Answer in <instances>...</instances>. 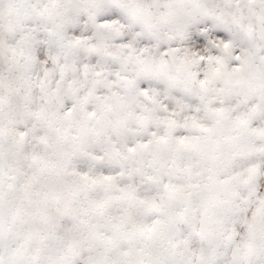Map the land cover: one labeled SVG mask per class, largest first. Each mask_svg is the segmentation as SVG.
Returning a JSON list of instances; mask_svg holds the SVG:
<instances>
[{
  "label": "rangeland",
  "instance_id": "1",
  "mask_svg": "<svg viewBox=\"0 0 264 264\" xmlns=\"http://www.w3.org/2000/svg\"><path fill=\"white\" fill-rule=\"evenodd\" d=\"M241 3L0 0V264H264V68L159 48Z\"/></svg>",
  "mask_w": 264,
  "mask_h": 264
},
{
  "label": "snow or ice",
  "instance_id": "2",
  "mask_svg": "<svg viewBox=\"0 0 264 264\" xmlns=\"http://www.w3.org/2000/svg\"><path fill=\"white\" fill-rule=\"evenodd\" d=\"M264 7V0H260ZM238 7L243 10L245 4ZM250 7V6H249ZM97 19L101 21L117 20L129 25L132 31H138L139 25L133 24L121 9L119 3H109L101 6L97 13ZM262 39L259 41V48L251 46L246 40L241 38V34L236 30L234 21L230 17L217 18L208 16L202 11H196L194 15L180 17L174 27V39L159 44L160 51L165 55L168 51L177 46H187L196 51L201 57L211 55H223L224 46L230 43L233 51H236V45L240 48H246V55L253 61L259 60L264 68V17L261 19ZM126 39V37H125ZM238 62V61H233ZM201 65L204 60L201 59ZM141 86L146 87V83L141 81ZM261 254L264 255V243L261 244Z\"/></svg>",
  "mask_w": 264,
  "mask_h": 264
}]
</instances>
